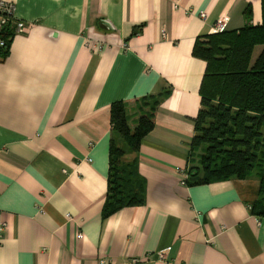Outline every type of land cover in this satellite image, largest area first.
<instances>
[{"label":"crops","instance_id":"obj_1","mask_svg":"<svg viewBox=\"0 0 264 264\" xmlns=\"http://www.w3.org/2000/svg\"><path fill=\"white\" fill-rule=\"evenodd\" d=\"M1 1L25 27L0 54V264H264L255 176L181 183L195 42L220 16L241 28L247 4L259 23L261 0ZM158 94L136 154L144 201L103 216L111 105Z\"/></svg>","mask_w":264,"mask_h":264},{"label":"trees","instance_id":"obj_2","mask_svg":"<svg viewBox=\"0 0 264 264\" xmlns=\"http://www.w3.org/2000/svg\"><path fill=\"white\" fill-rule=\"evenodd\" d=\"M245 24L235 30L213 32L197 40L193 54L206 62L200 85V108L193 118L191 161L185 184L219 180H259L252 213L264 216V0L261 21L252 23L250 4L244 9ZM9 18L0 27V54L7 52L14 34ZM256 46H260L253 57ZM161 94L132 103L111 105L114 136L109 148L107 192L102 215L144 201L145 182L137 171L140 141L152 129Z\"/></svg>","mask_w":264,"mask_h":264},{"label":"built area","instance_id":"obj_3","mask_svg":"<svg viewBox=\"0 0 264 264\" xmlns=\"http://www.w3.org/2000/svg\"><path fill=\"white\" fill-rule=\"evenodd\" d=\"M200 18H204L205 14L203 12H200L199 14ZM9 18H12V22L14 24L13 27V31L14 34L16 33H20L23 31L25 24L24 22L20 21V20H16L13 17V5L5 2V1H1L0 0V27L6 25L7 21ZM227 22H228V18L226 16H220L219 18L216 19V21L213 24V32H222L223 30H225L226 26H227ZM4 41L0 40V46H4ZM181 183L185 184V180L187 178V175L185 172L181 173ZM4 227V224H1V228ZM82 234L80 232L77 233V238H81ZM165 254V250L158 253V257L159 258H163ZM104 261L101 260V263H103Z\"/></svg>","mask_w":264,"mask_h":264},{"label":"rangeland","instance_id":"obj_4","mask_svg":"<svg viewBox=\"0 0 264 264\" xmlns=\"http://www.w3.org/2000/svg\"><path fill=\"white\" fill-rule=\"evenodd\" d=\"M260 46H256L255 47V49H254V51H253V57H255L256 55H257V53H258V51L260 50Z\"/></svg>","mask_w":264,"mask_h":264}]
</instances>
